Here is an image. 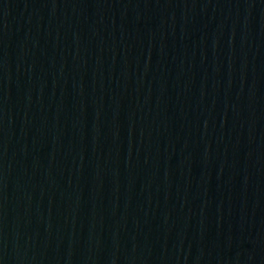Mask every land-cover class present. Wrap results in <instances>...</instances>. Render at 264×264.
<instances>
[{"label":"water","instance_id":"1","mask_svg":"<svg viewBox=\"0 0 264 264\" xmlns=\"http://www.w3.org/2000/svg\"><path fill=\"white\" fill-rule=\"evenodd\" d=\"M0 264H264V0H0Z\"/></svg>","mask_w":264,"mask_h":264}]
</instances>
